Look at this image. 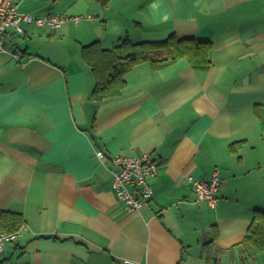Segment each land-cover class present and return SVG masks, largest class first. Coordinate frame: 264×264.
<instances>
[{
  "label": "crops",
  "instance_id": "1",
  "mask_svg": "<svg viewBox=\"0 0 264 264\" xmlns=\"http://www.w3.org/2000/svg\"><path fill=\"white\" fill-rule=\"evenodd\" d=\"M16 1L86 19L27 26L0 51V209L25 218L0 264H264L236 249L264 209V0ZM171 36L213 41L211 69L143 62L119 96L93 99L83 46ZM144 153L154 194L129 210L110 158ZM214 171L216 207L193 190Z\"/></svg>",
  "mask_w": 264,
  "mask_h": 264
},
{
  "label": "trees",
  "instance_id": "2",
  "mask_svg": "<svg viewBox=\"0 0 264 264\" xmlns=\"http://www.w3.org/2000/svg\"><path fill=\"white\" fill-rule=\"evenodd\" d=\"M106 7L110 0H93ZM213 41L194 38L179 39L171 36L162 42L132 43L123 40L111 49H104L99 41L82 48V57L91 67L96 85L93 99L102 101L119 96L127 85L126 76L137 64L148 62L153 70H161L181 58H187L195 70L209 71V59ZM25 224L20 212L0 209V232H15ZM236 249L241 255L249 252L252 257L264 252V209L254 213L252 224L245 238Z\"/></svg>",
  "mask_w": 264,
  "mask_h": 264
},
{
  "label": "built area",
  "instance_id": "3",
  "mask_svg": "<svg viewBox=\"0 0 264 264\" xmlns=\"http://www.w3.org/2000/svg\"><path fill=\"white\" fill-rule=\"evenodd\" d=\"M16 0H0V51L9 50L10 34L23 35L25 26L50 27L53 30L60 28L69 21L79 22L83 15L49 14L46 16L35 15L19 10ZM99 157H104L102 151H97ZM114 168L112 187L118 198L129 210H139L151 201L154 190L151 178L157 172V162L150 154L144 153L137 156L114 155L110 158ZM222 180L218 171H214L209 179L194 180L193 190L198 201H206L212 207L218 206L219 191ZM23 228L15 231L0 232V253L7 243L15 242ZM127 263H130L128 260Z\"/></svg>",
  "mask_w": 264,
  "mask_h": 264
},
{
  "label": "rangeland",
  "instance_id": "4",
  "mask_svg": "<svg viewBox=\"0 0 264 264\" xmlns=\"http://www.w3.org/2000/svg\"><path fill=\"white\" fill-rule=\"evenodd\" d=\"M77 15H83V14L78 13ZM83 16H84V18L86 17V15H83ZM84 18H83V20H84ZM85 19H86V18H85ZM81 20H82V19H81ZM81 20H80V21H81ZM69 22H71V21H69ZM66 23H68V22H66ZM63 25H64V24H63ZM63 25H62V26H63ZM62 26H61V27H62ZM26 27H27V26H25V28H26ZM61 27H60V28H61Z\"/></svg>",
  "mask_w": 264,
  "mask_h": 264
}]
</instances>
